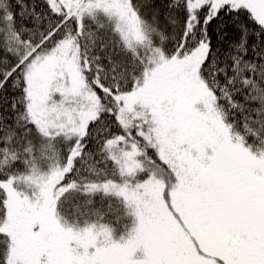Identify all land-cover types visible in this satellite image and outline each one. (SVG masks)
<instances>
[{"label":"snow or ice","instance_id":"snow-or-ice-1","mask_svg":"<svg viewBox=\"0 0 264 264\" xmlns=\"http://www.w3.org/2000/svg\"><path fill=\"white\" fill-rule=\"evenodd\" d=\"M0 264H264V0H0Z\"/></svg>","mask_w":264,"mask_h":264}]
</instances>
